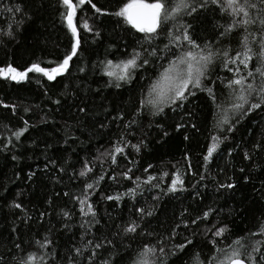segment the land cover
<instances>
[{
	"label": "trees",
	"instance_id": "1",
	"mask_svg": "<svg viewBox=\"0 0 264 264\" xmlns=\"http://www.w3.org/2000/svg\"><path fill=\"white\" fill-rule=\"evenodd\" d=\"M128 2L72 0L74 37L62 0H0V68L50 70L79 41L52 80L0 76V264L29 254L31 264H138L146 246L156 249L150 264H227L234 250L264 264V103L250 109L264 95L256 71L264 0H249L255 22L236 26L242 14L225 0H189L147 39L115 15ZM245 37L247 68L229 62ZM189 51L212 53L202 86L175 103H148L164 70ZM135 53L137 67L117 79L115 65ZM241 77L244 85L228 86ZM241 88L248 103L235 109ZM213 137L218 147L205 160Z\"/></svg>",
	"mask_w": 264,
	"mask_h": 264
},
{
	"label": "snow or ice",
	"instance_id": "2",
	"mask_svg": "<svg viewBox=\"0 0 264 264\" xmlns=\"http://www.w3.org/2000/svg\"><path fill=\"white\" fill-rule=\"evenodd\" d=\"M86 0H78L79 4L85 3ZM90 2V0H88ZM219 0H211V3L216 4ZM62 3L67 7L68 11L65 15V20L67 21V26L72 32L73 36L77 35L76 26L73 23V17L75 15V10L78 5H74L72 0H62ZM225 3L228 8L232 10L231 14L240 15L242 14L241 20L236 22L233 26L236 25H248L250 23H254L255 21L249 18V12L247 11L248 7L254 8V4H250L249 0H225ZM190 3L189 0H174L173 6L169 7L167 0H153V2H147V0H129L128 3L124 4V6L115 13L116 16L124 18L125 22L131 25L138 32L145 33L146 39L149 38L147 34H155L157 33V29L161 27V25L169 19L175 18L176 15L180 14L183 9L189 8ZM19 11V9H17ZM192 11H195V8H192ZM190 14V13H188ZM260 23L264 25V19H261ZM84 28H88L87 23L83 25ZM231 31V27L228 29ZM171 35V34H170ZM185 40L189 42L193 47H198L191 38L185 34L183 37ZM178 39V37H177ZM247 37H245V51L243 53H237V56L231 59L229 62L235 63L237 59L239 62L244 65V67H248V62L253 58L252 50L248 47ZM79 41L72 46V52L70 55L66 56L61 64L57 67L52 68L50 70H46L41 68L38 64H33L27 71H17L15 68L9 66L6 69L0 68V76H5L6 78H10L12 80L20 81L23 80L28 72H40L43 73L49 80L54 79L57 75L61 74L64 70H66L69 61L72 59V56L76 55L77 47ZM139 53H135L131 59L127 61H121L119 64H116L115 67L120 69L122 74L117 76V79L125 80L128 78L129 69L137 67V59L139 58ZM225 55H227L225 53ZM242 56V58H241ZM261 60H264V39L261 40V52L259 53ZM212 53L208 55H200L197 59L196 55L193 52L189 51L184 53L181 57H178L176 61L172 62V65L169 68H166L164 72L161 74L160 80L154 84L151 88V92L155 94V99L149 100L148 103L153 104H163L167 100H171L172 103H175L176 100L186 99L185 91L189 90V85L192 87H201V77L205 74V69L207 64L211 62ZM108 65L112 66V61H108ZM179 65H186L185 69H179ZM239 71V69H237ZM256 71L260 73L262 77H264V69L257 68ZM107 75L114 76L116 73L113 71H108ZM249 76L252 75L251 72L248 73ZM245 78L241 77L239 79L233 80L229 82V87L232 85H244ZM211 92V89H207ZM248 95H251L256 89L252 84L247 85ZM245 89L241 88V93L236 97L240 103H236L233 105L235 109H242L245 103H248L247 96L244 93ZM169 93H174L172 97H169ZM257 94H264V81L261 82V86L259 88V92ZM261 103H264V95H261L260 103H252L250 109H256L261 106ZM163 111V108L159 109ZM226 122V121H225ZM21 133H16L17 137H19ZM217 138L213 137V143L208 148V154L205 156V160H208L213 152L218 147V143L216 142ZM117 152L123 151L121 148L116 149ZM90 170V169H89ZM84 172H81V175H84ZM179 182V178L173 182L175 185ZM88 188H91L92 185H88ZM172 190H175L173 187ZM109 199H113L109 197ZM85 201H81V204H84ZM16 207H20V205H15ZM88 211L91 212V206L89 205ZM208 214L205 213V216ZM135 227H129L126 229L128 232H134ZM261 230L264 231V225H262ZM223 229H220L217 232V235L223 233ZM191 243V241H189ZM235 243H239L236 241ZM45 245H41L44 247ZM96 247H100L99 244ZM181 248L184 246L181 245ZM79 251V250H77ZM156 249L154 247L146 246L144 251L140 254L141 259L138 264H150L147 256L149 253H154ZM162 251V250H161ZM240 253L238 250H234L231 255L225 257L228 264H244V261L239 258ZM36 259L35 254H29L27 262L24 264H31L32 261ZM220 264H225V261H220Z\"/></svg>",
	"mask_w": 264,
	"mask_h": 264
},
{
	"label": "rangeland",
	"instance_id": "3",
	"mask_svg": "<svg viewBox=\"0 0 264 264\" xmlns=\"http://www.w3.org/2000/svg\"><path fill=\"white\" fill-rule=\"evenodd\" d=\"M178 67H179V69H185L186 65H179Z\"/></svg>",
	"mask_w": 264,
	"mask_h": 264
},
{
	"label": "water",
	"instance_id": "4",
	"mask_svg": "<svg viewBox=\"0 0 264 264\" xmlns=\"http://www.w3.org/2000/svg\"><path fill=\"white\" fill-rule=\"evenodd\" d=\"M240 259H242L243 261H244V264H249L245 259H243V258H241V257H239ZM227 264H228V262H227Z\"/></svg>",
	"mask_w": 264,
	"mask_h": 264
}]
</instances>
